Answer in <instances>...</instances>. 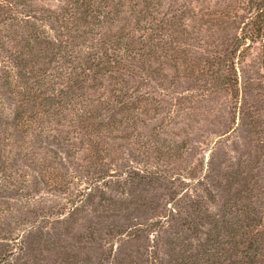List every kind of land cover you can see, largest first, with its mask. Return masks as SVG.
<instances>
[{"label":"rangeland","instance_id":"1","mask_svg":"<svg viewBox=\"0 0 264 264\" xmlns=\"http://www.w3.org/2000/svg\"><path fill=\"white\" fill-rule=\"evenodd\" d=\"M252 1L0 0V264H264Z\"/></svg>","mask_w":264,"mask_h":264},{"label":"trees","instance_id":"2","mask_svg":"<svg viewBox=\"0 0 264 264\" xmlns=\"http://www.w3.org/2000/svg\"><path fill=\"white\" fill-rule=\"evenodd\" d=\"M92 1H96V0H86V3H83L80 5L82 7L83 13L84 14H88V16L90 15L91 17L94 16V13L96 12V4ZM102 0H100L101 2ZM85 2V1H84ZM99 2V3H100ZM253 5L255 6L256 10H258L259 14L264 12V5L262 0H253L252 1ZM84 4V5H83ZM115 46L118 48L119 46H122L121 43L119 42H115ZM123 50V51H130L131 46L130 44H123V46L121 48H119L118 50ZM100 53H96L95 60L97 61V63L95 64V69L97 70V72H102V71H107V72H112V71H129V68H127L126 65H123L121 61H119L118 59H111V57H109V61L105 60V58H108L107 55L102 56L100 54V56H98ZM112 64H111V63ZM90 67V66H89Z\"/></svg>","mask_w":264,"mask_h":264}]
</instances>
